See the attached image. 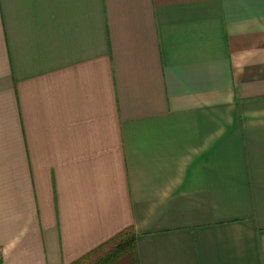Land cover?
<instances>
[{
	"label": "crops",
	"instance_id": "obj_1",
	"mask_svg": "<svg viewBox=\"0 0 264 264\" xmlns=\"http://www.w3.org/2000/svg\"><path fill=\"white\" fill-rule=\"evenodd\" d=\"M126 228L110 264H264V0H0V264Z\"/></svg>",
	"mask_w": 264,
	"mask_h": 264
},
{
	"label": "trees",
	"instance_id": "obj_2",
	"mask_svg": "<svg viewBox=\"0 0 264 264\" xmlns=\"http://www.w3.org/2000/svg\"><path fill=\"white\" fill-rule=\"evenodd\" d=\"M117 238L120 239V241L114 246V248L111 249L110 253L105 255L102 261H99L97 263L110 264L112 262H118V258L126 257L128 256V253H131L135 241L134 231L132 228L124 229L119 234L101 245L98 249L105 247L110 241ZM84 260H86V257L78 260L77 262H75V264H81Z\"/></svg>",
	"mask_w": 264,
	"mask_h": 264
},
{
	"label": "rangeland",
	"instance_id": "obj_3",
	"mask_svg": "<svg viewBox=\"0 0 264 264\" xmlns=\"http://www.w3.org/2000/svg\"><path fill=\"white\" fill-rule=\"evenodd\" d=\"M120 241V239H114L112 241H110L105 247L102 248L101 252L99 253L100 256L101 255H104L105 253H108V251H110L112 248H114V246ZM95 258H93L94 260ZM92 262V259H87V260H84L82 262V264H89Z\"/></svg>",
	"mask_w": 264,
	"mask_h": 264
}]
</instances>
